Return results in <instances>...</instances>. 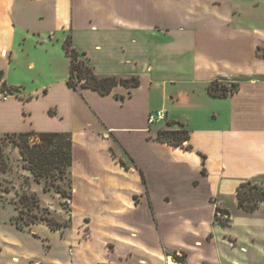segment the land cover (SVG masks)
<instances>
[{
	"label": "crops",
	"instance_id": "crops-1",
	"mask_svg": "<svg viewBox=\"0 0 264 264\" xmlns=\"http://www.w3.org/2000/svg\"><path fill=\"white\" fill-rule=\"evenodd\" d=\"M69 35L97 74L140 85L70 87ZM180 126L191 148L158 139ZM27 131L74 141L70 225L27 226V264H264V202L237 197L264 187V0H0V134Z\"/></svg>",
	"mask_w": 264,
	"mask_h": 264
},
{
	"label": "trees",
	"instance_id": "trees-1",
	"mask_svg": "<svg viewBox=\"0 0 264 264\" xmlns=\"http://www.w3.org/2000/svg\"><path fill=\"white\" fill-rule=\"evenodd\" d=\"M64 49L66 54L70 57V73L68 78V85L76 90L80 87H90L97 90L103 95L110 94L116 85L122 84L129 87H136L140 85V78L138 76L121 77L117 75H99L95 72L86 59L83 58L73 45L72 38L69 35L64 42ZM237 84L228 86L222 82L215 81L209 85V92L216 97H226L230 93L237 90ZM15 91V89H12ZM180 123L179 121H168V125ZM13 137L15 144L19 147L21 158L23 160V168L28 170L37 183L43 184V189L48 191L55 188L58 193L66 196L67 191L63 187V183L67 182L70 187L68 197H73V180H72V165L74 161L73 149L74 141L71 132L59 131H27V132H13L5 133ZM30 137L38 138L33 143L30 142ZM158 139L167 142L172 146H183L191 148L190 145H185V142L190 139V132L181 127L179 129H164L158 133ZM122 165L125 166L123 161ZM3 155L0 152V174L5 171ZM250 187L249 193L245 190ZM0 191L2 185L0 182ZM237 197L239 206L246 211L253 212L257 210L261 202H264V187L253 180L241 182L237 189ZM0 194V202L2 201ZM16 209L19 211L16 217L12 218L13 224L19 229L23 226H30L36 223H45L52 229H60L69 226V223H64L54 218L49 214L40 215L35 212L39 208L40 201L37 195L23 193L20 196L19 202L15 203ZM19 205V206H18ZM217 212L220 214H227L230 218V212L225 209L218 208ZM49 213V212H48ZM228 220L220 219L223 224H228ZM183 260L185 254H183Z\"/></svg>",
	"mask_w": 264,
	"mask_h": 264
},
{
	"label": "rangeland",
	"instance_id": "rangeland-1",
	"mask_svg": "<svg viewBox=\"0 0 264 264\" xmlns=\"http://www.w3.org/2000/svg\"><path fill=\"white\" fill-rule=\"evenodd\" d=\"M56 69L58 74H64L67 67L60 65ZM23 74L25 77L29 75V73ZM49 74H51L49 71H45L44 74L42 73L43 77L40 81H46ZM36 86L38 85H35V83L31 84V88H36ZM13 139L9 135L0 134V152L3 155L5 163V171H2L0 174L2 185L0 194L3 201L0 202V264H27V259L24 260L22 258L24 251H34L41 244V239L36 238L27 226L19 229L13 224L12 218L16 217L19 213L15 203L19 202L20 196L23 193L35 194L40 201L39 208L35 209L36 213L40 215L49 214L61 222L70 224L71 199L67 196L70 187L67 182L63 183V187L67 191L66 196L58 193L55 188L45 191L43 184L37 183L33 175L23 168V160L19 147ZM35 139L38 140V138ZM35 139L30 137V142L33 143ZM77 156L78 158L82 157V153L77 151ZM256 182L259 183V181ZM247 188L245 192L249 193L250 187ZM235 216L236 223L233 231L242 234L244 232L240 221L245 220L249 222V219H252V217L250 218L246 212L245 214L236 212ZM220 217L224 220L230 219L227 215L223 214H220ZM251 235L253 236L254 234Z\"/></svg>",
	"mask_w": 264,
	"mask_h": 264
},
{
	"label": "built area",
	"instance_id": "built-area-1",
	"mask_svg": "<svg viewBox=\"0 0 264 264\" xmlns=\"http://www.w3.org/2000/svg\"><path fill=\"white\" fill-rule=\"evenodd\" d=\"M166 119V112L163 110H158L155 112L150 113L148 117L149 124H153L162 120ZM99 264H105V263H99Z\"/></svg>",
	"mask_w": 264,
	"mask_h": 264
},
{
	"label": "bare ground",
	"instance_id": "bare-ground-1",
	"mask_svg": "<svg viewBox=\"0 0 264 264\" xmlns=\"http://www.w3.org/2000/svg\"><path fill=\"white\" fill-rule=\"evenodd\" d=\"M173 264V263H172Z\"/></svg>",
	"mask_w": 264,
	"mask_h": 264
}]
</instances>
